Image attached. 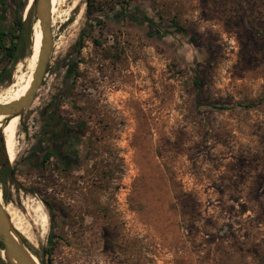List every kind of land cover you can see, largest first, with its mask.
Listing matches in <instances>:
<instances>
[{
    "label": "rangeland",
    "instance_id": "obj_1",
    "mask_svg": "<svg viewBox=\"0 0 264 264\" xmlns=\"http://www.w3.org/2000/svg\"><path fill=\"white\" fill-rule=\"evenodd\" d=\"M21 1L26 19L34 2ZM92 1L103 11L59 4L56 46L20 116L13 161L0 129V160L5 152L15 170L3 200L32 223L29 243L51 249L49 264H264V0ZM32 13L18 64L32 52ZM4 19L13 24L14 7ZM67 85L61 110L83 122V164L25 174L33 132ZM39 202L44 236L32 220Z\"/></svg>",
    "mask_w": 264,
    "mask_h": 264
},
{
    "label": "flooded vegetation",
    "instance_id": "obj_2",
    "mask_svg": "<svg viewBox=\"0 0 264 264\" xmlns=\"http://www.w3.org/2000/svg\"><path fill=\"white\" fill-rule=\"evenodd\" d=\"M71 75V74H70ZM68 85L55 96L44 109L40 118L41 124L33 132V143L23 159L30 170H52L60 173H72L83 164L81 120H73L65 115L63 100L69 97Z\"/></svg>",
    "mask_w": 264,
    "mask_h": 264
},
{
    "label": "bare ground",
    "instance_id": "obj_3",
    "mask_svg": "<svg viewBox=\"0 0 264 264\" xmlns=\"http://www.w3.org/2000/svg\"><path fill=\"white\" fill-rule=\"evenodd\" d=\"M34 1L35 0H29V6L32 5ZM59 4H61V0H51L53 26L56 24V22L58 21V17L60 16V15L58 16ZM42 42H43L42 28L40 25V21L36 20L33 26L32 52L29 58L25 61V63L20 62L17 65L14 75L15 80L0 95V104H7L14 100H18L29 92L40 59ZM20 118H21L20 116H15L12 119H9L8 115L0 114V129L3 130L5 148L11 161L15 160L18 152V132H19ZM0 201L4 204L5 209L8 211L14 226L23 235H25L29 241H31L32 243H36V239L34 237L31 227L32 223L26 220L27 219L26 216L23 215L22 212H20L13 204L4 202L3 192L1 188H0ZM29 207L31 206L29 205ZM32 208L35 212V214L32 217V220L36 225H38V227L41 230V233L44 236L48 230V223H49L48 213L41 202L37 203ZM1 253L2 255H4L3 249H1Z\"/></svg>",
    "mask_w": 264,
    "mask_h": 264
},
{
    "label": "trees",
    "instance_id": "obj_4",
    "mask_svg": "<svg viewBox=\"0 0 264 264\" xmlns=\"http://www.w3.org/2000/svg\"><path fill=\"white\" fill-rule=\"evenodd\" d=\"M0 5L2 8L1 11V16H0V53L2 54V61L4 62L3 66L0 68V86L3 85L5 82L12 81L13 74L15 71V68L20 60L26 56V54H23V50L25 49L26 46H28V39H29V31L31 29V19L33 16L32 10L36 6V3L34 2V6L31 9L28 18L23 19L22 16V10L23 6L25 5L24 2L21 0H0ZM9 7H14V21L13 24L10 25L8 22L4 19L5 18V12L7 11V8ZM99 10L103 11L102 7H96L93 3L92 0H86V11L88 14H91L93 11ZM131 11V9H130ZM143 16L142 20L148 21L151 23L153 22V19L149 18L147 15H144V13H139ZM131 17L132 14L130 13ZM101 21V20H99ZM175 31L180 32L181 34L184 35H190L187 28L180 24L179 22H174L173 24ZM168 30H163V36L165 33H167ZM192 40H197L196 35H191ZM82 40V39H81ZM82 47V42L79 43V46L77 47V51ZM31 54V53H30ZM195 84L197 88L201 89V84L200 81L196 78L195 79ZM213 108L215 109H228L229 106L227 104H214V102H210ZM255 105L254 100H248L246 102V107H252ZM26 166H29L27 162ZM15 172L14 168L11 167L8 163L7 155L5 152L2 155V158L0 160V173L3 174V179L0 176V185L3 186L4 189V195L5 199L8 200V195H7V188L6 185H4L5 177L4 174L7 176L13 175ZM0 174V175H1ZM36 192V191H35ZM44 204L46 205V208L48 210V213L51 217V219L54 221L55 220V214L51 209L50 204L43 200ZM22 238L26 243L30 245V247L34 250V252L38 255L40 261L42 264H49L47 260V254L51 253V249H45L43 252H39L36 250L35 247H33L23 236ZM0 248L3 249L4 246L0 240ZM0 264H8L0 255Z\"/></svg>",
    "mask_w": 264,
    "mask_h": 264
},
{
    "label": "water",
    "instance_id": "obj_5",
    "mask_svg": "<svg viewBox=\"0 0 264 264\" xmlns=\"http://www.w3.org/2000/svg\"><path fill=\"white\" fill-rule=\"evenodd\" d=\"M34 2L36 3V18L40 21L43 32L40 59L29 92L18 100L7 104H0V114L8 115L9 119L15 116H21L22 111L32 104L54 52L55 39L52 28L51 0H35ZM22 236L28 241L26 236L20 231L18 232L4 204L0 201V240L4 246L3 259L8 264H41L38 255L24 241Z\"/></svg>",
    "mask_w": 264,
    "mask_h": 264
}]
</instances>
